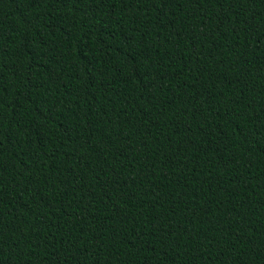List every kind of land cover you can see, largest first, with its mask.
Here are the masks:
<instances>
[{"label": "trees", "instance_id": "obj_1", "mask_svg": "<svg viewBox=\"0 0 264 264\" xmlns=\"http://www.w3.org/2000/svg\"><path fill=\"white\" fill-rule=\"evenodd\" d=\"M0 264H264V0H0Z\"/></svg>", "mask_w": 264, "mask_h": 264}]
</instances>
